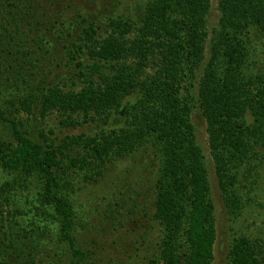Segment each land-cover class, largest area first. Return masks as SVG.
Returning a JSON list of instances; mask_svg holds the SVG:
<instances>
[{
	"label": "trees",
	"instance_id": "trees-1",
	"mask_svg": "<svg viewBox=\"0 0 264 264\" xmlns=\"http://www.w3.org/2000/svg\"><path fill=\"white\" fill-rule=\"evenodd\" d=\"M34 3L0 0L1 50L14 35L22 53L38 46L23 22ZM210 8L211 0H147L138 14H76L81 23L67 26V40L91 60L89 78L78 89L47 86L37 107L41 116L84 118L95 129L43 143L0 109L10 128V138L0 139V264H88L62 164L97 181L108 163L144 145L160 158L152 216L161 234L158 254L142 264L212 263L215 206L191 115L197 108L204 118L221 196L236 214L241 177L264 161V69L251 68L246 44L253 30L264 38V0H217L211 30ZM5 101L34 112L31 98ZM229 252V264H264L261 238L238 237Z\"/></svg>",
	"mask_w": 264,
	"mask_h": 264
},
{
	"label": "rangeland",
	"instance_id": "rangeland-1",
	"mask_svg": "<svg viewBox=\"0 0 264 264\" xmlns=\"http://www.w3.org/2000/svg\"><path fill=\"white\" fill-rule=\"evenodd\" d=\"M146 2L35 0L23 22H28L25 27L32 30L28 32L29 36H38V46H27L28 49L22 53L20 46L13 45L19 36L11 32L14 35L12 46L0 49V109H7L9 116L21 122L23 130L43 143L54 141L60 144L66 135H78L85 131L91 133L95 129L91 121L78 118L75 124L63 123L62 117L55 112L41 116L37 107L47 86L58 84L62 88L78 89L89 78L87 65L91 60L76 47L72 49L67 40L70 38L66 35L67 26L71 24L77 28L80 25L81 20L76 16L78 12L84 11L85 15L97 13L102 17L126 16L138 14ZM218 19L217 0H211L207 19L209 30L218 24ZM62 32L65 36H59ZM246 44L251 68L263 70L264 38L253 30L249 32ZM13 96L31 98L34 112L28 114L18 105V108L10 106L5 100ZM191 117L197 142L205 156L215 206L217 237L211 264H229V251L236 238L247 236L264 240V161L258 164L255 173L252 171L245 174V178L241 177L239 190L243 207L236 214L229 213L209 153L206 123L197 108L193 109ZM8 138L10 128L0 121V139ZM67 164H62L67 170L61 176L73 191L76 235L80 245L88 251V264H142L150 256L157 255L161 226L152 216V199L155 195L152 183L159 169L160 158L155 150L150 145H144L130 156L108 163L103 176L95 175L97 181L89 180L88 171L68 168ZM58 171L60 174L63 172L61 168ZM4 180L5 175L0 176V181Z\"/></svg>",
	"mask_w": 264,
	"mask_h": 264
}]
</instances>
